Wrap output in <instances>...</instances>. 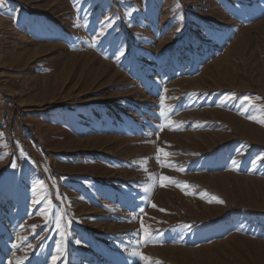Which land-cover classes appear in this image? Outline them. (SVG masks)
Returning a JSON list of instances; mask_svg holds the SVG:
<instances>
[{"label":"rangeland","instance_id":"obj_1","mask_svg":"<svg viewBox=\"0 0 264 264\" xmlns=\"http://www.w3.org/2000/svg\"><path fill=\"white\" fill-rule=\"evenodd\" d=\"M262 120L264 0H2L0 264H264Z\"/></svg>","mask_w":264,"mask_h":264},{"label":"snow or ice","instance_id":"obj_2","mask_svg":"<svg viewBox=\"0 0 264 264\" xmlns=\"http://www.w3.org/2000/svg\"><path fill=\"white\" fill-rule=\"evenodd\" d=\"M0 3H2V0H0ZM103 35H104L103 29L100 30L97 33V36H103ZM121 54H123V53H121ZM245 99H247V97ZM162 104H163V100H162ZM169 111H171V109ZM249 118L251 119L252 117H249ZM259 122L260 123H264V120L259 121ZM159 127L160 128H163V125H161ZM157 153L158 154L154 158L157 160L158 163L161 164L162 167H172V168H174V165L167 159L171 155V153L165 152L164 149H162V148H158L157 149ZM13 167H15V165H13ZM174 170L183 171L182 168L174 169ZM158 179H159V184L162 187H166L169 183L174 184L175 186H178V187L181 186L179 181H176L174 178H171V177H168V176L161 175ZM183 187L184 188H187L188 186L185 183ZM143 190L145 192H147V191H149V188L148 187H145ZM186 194H188V193L186 192ZM152 206L153 207H156V205H152ZM142 211H143V209H141V212ZM161 211H164V210L161 209ZM59 226H60L59 225V221H57V227H59ZM141 230L143 232V237H142L143 242H145V243L150 242L151 239H152V235H151V231H150V226H145L142 220H141ZM75 243L79 244L80 241H76ZM57 251L58 252L60 251L59 248L57 249ZM130 255L140 256L142 259H144L146 261L149 260L148 257L143 256V254L141 252H139L138 250L132 251L130 253ZM56 259H57V257L54 256L53 257V264H55ZM156 264H160V262L157 261Z\"/></svg>","mask_w":264,"mask_h":264}]
</instances>
